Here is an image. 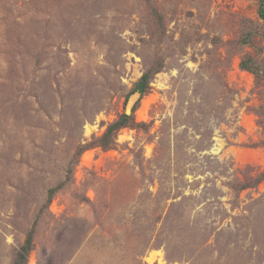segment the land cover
Segmentation results:
<instances>
[{
    "label": "rangeland",
    "instance_id": "rangeland-1",
    "mask_svg": "<svg viewBox=\"0 0 264 264\" xmlns=\"http://www.w3.org/2000/svg\"><path fill=\"white\" fill-rule=\"evenodd\" d=\"M248 57L259 0H0V264H264Z\"/></svg>",
    "mask_w": 264,
    "mask_h": 264
},
{
    "label": "trees",
    "instance_id": "trees-1",
    "mask_svg": "<svg viewBox=\"0 0 264 264\" xmlns=\"http://www.w3.org/2000/svg\"><path fill=\"white\" fill-rule=\"evenodd\" d=\"M259 15L264 18V0H259ZM242 68L247 69L254 73L257 78L264 76L260 69L254 66V59L252 57L244 58L241 63ZM151 79L150 72H146L143 74V76L140 78V80L135 85V88L133 89V93L136 91H139L140 93H144L148 86ZM131 116L123 113L121 114L118 119H116L113 123H111L103 135V138L99 141L97 144H101L104 148H109L111 144V138L116 135V133L123 127L131 125ZM34 240V230H32L28 237L26 238V241L21 247V250L19 252V256L15 262V264H26L28 253L30 252Z\"/></svg>",
    "mask_w": 264,
    "mask_h": 264
},
{
    "label": "bare ground",
    "instance_id": "bare-ground-1",
    "mask_svg": "<svg viewBox=\"0 0 264 264\" xmlns=\"http://www.w3.org/2000/svg\"><path fill=\"white\" fill-rule=\"evenodd\" d=\"M147 104H148V101H145L144 110L142 112H140L141 114L145 112V107L147 106ZM248 119H249V122H250V119L251 118H248ZM216 149L219 150L220 149V146L219 147H216Z\"/></svg>",
    "mask_w": 264,
    "mask_h": 264
}]
</instances>
